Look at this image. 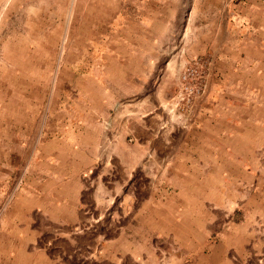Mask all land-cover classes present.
I'll list each match as a JSON object with an SVG mask.
<instances>
[{
	"label": "crops",
	"instance_id": "1",
	"mask_svg": "<svg viewBox=\"0 0 264 264\" xmlns=\"http://www.w3.org/2000/svg\"><path fill=\"white\" fill-rule=\"evenodd\" d=\"M135 1L121 13L120 0L90 3L82 38L101 37L104 21L105 46L87 61L76 39L51 96L1 99L0 264L57 263L40 218L76 253V234L117 197L130 212L136 171L148 192L135 224L98 235L82 262L264 264V0ZM203 55L207 94L184 117L171 101L185 62Z\"/></svg>",
	"mask_w": 264,
	"mask_h": 264
},
{
	"label": "rangeland",
	"instance_id": "2",
	"mask_svg": "<svg viewBox=\"0 0 264 264\" xmlns=\"http://www.w3.org/2000/svg\"><path fill=\"white\" fill-rule=\"evenodd\" d=\"M94 1L0 0V104L5 103L1 101L3 98L7 103L5 106L12 107L9 104L10 96H48V94L51 96L63 70L66 53L75 46L76 39L85 38L87 61L97 56V53L105 46L108 31L106 23L98 22V31H104L101 37L82 38L84 34L87 36L90 34V28L82 25V18L84 13H87L90 3ZM123 1H125L124 4ZM134 2L136 1L120 0V13L123 12V8L132 9L137 6ZM102 8L103 5H99V10ZM92 50L95 51L93 54H91ZM86 60L84 59L83 62ZM48 79L50 83H47L45 87ZM146 183L141 172L136 171L132 184L126 187V192L134 194V200L130 203V212H123L126 209V201L117 197L108 212L103 214L99 222L94 223L95 228L76 234L78 242L76 253L71 254L73 251L71 243L55 234L52 227L42 218L39 219V223L45 229L40 243L51 242L45 245L50 255L56 259V264H97L93 262L94 260L82 262L80 256L88 255L90 250L87 245H92L98 235L114 238L128 232L125 226L135 224V219L132 218L133 211L137 209L139 202L148 192V189L144 187ZM92 193V190H88L84 197V209L88 212L83 214V217L90 222H93L91 215H96L93 209ZM69 254L72 256L69 257ZM124 264L137 263L127 258Z\"/></svg>",
	"mask_w": 264,
	"mask_h": 264
},
{
	"label": "built area",
	"instance_id": "3",
	"mask_svg": "<svg viewBox=\"0 0 264 264\" xmlns=\"http://www.w3.org/2000/svg\"><path fill=\"white\" fill-rule=\"evenodd\" d=\"M210 65L211 58L208 55L188 59L185 62L179 75L177 92L171 101L172 110H176V113L184 117L192 112L195 102L207 94ZM25 176L26 167L19 172L15 184L6 198V204L12 201L15 193L24 183Z\"/></svg>",
	"mask_w": 264,
	"mask_h": 264
},
{
	"label": "trees",
	"instance_id": "4",
	"mask_svg": "<svg viewBox=\"0 0 264 264\" xmlns=\"http://www.w3.org/2000/svg\"><path fill=\"white\" fill-rule=\"evenodd\" d=\"M84 70H80V69H77L76 70V72H78V73H81V72H83ZM41 244V243H40Z\"/></svg>",
	"mask_w": 264,
	"mask_h": 264
}]
</instances>
